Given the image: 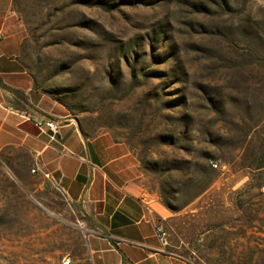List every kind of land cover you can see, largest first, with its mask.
Instances as JSON below:
<instances>
[{
    "label": "rangeland",
    "instance_id": "obj_1",
    "mask_svg": "<svg viewBox=\"0 0 264 264\" xmlns=\"http://www.w3.org/2000/svg\"><path fill=\"white\" fill-rule=\"evenodd\" d=\"M15 6L35 89L130 153L171 249L264 264V0ZM35 166L0 149V264H87L80 212Z\"/></svg>",
    "mask_w": 264,
    "mask_h": 264
},
{
    "label": "crops",
    "instance_id": "obj_2",
    "mask_svg": "<svg viewBox=\"0 0 264 264\" xmlns=\"http://www.w3.org/2000/svg\"><path fill=\"white\" fill-rule=\"evenodd\" d=\"M23 41L15 0H0V149L24 146L37 170L80 212L86 263L195 264L159 245L158 211L135 181L130 153L103 137H84L65 109L35 89L21 59Z\"/></svg>",
    "mask_w": 264,
    "mask_h": 264
},
{
    "label": "built area",
    "instance_id": "obj_3",
    "mask_svg": "<svg viewBox=\"0 0 264 264\" xmlns=\"http://www.w3.org/2000/svg\"><path fill=\"white\" fill-rule=\"evenodd\" d=\"M46 126L51 129L52 131L56 132L57 131V125L54 121L52 120H47L46 121ZM38 125H41V122L38 123ZM210 164L212 167L217 168L218 164L215 161H210ZM36 169H39V165H36L32 171H35ZM81 229L85 231V229L83 228V226L81 225ZM155 235L156 238L158 239L159 245L161 247H166L168 246V233L166 230H164L161 226L156 227L155 229ZM71 260L70 257L68 255L64 256L62 259L61 264H70Z\"/></svg>",
    "mask_w": 264,
    "mask_h": 264
},
{
    "label": "trees",
    "instance_id": "obj_4",
    "mask_svg": "<svg viewBox=\"0 0 264 264\" xmlns=\"http://www.w3.org/2000/svg\"><path fill=\"white\" fill-rule=\"evenodd\" d=\"M25 67H26V66H25ZM33 80H34V79H33ZM77 124H78V128H79L81 134H82L84 137L87 138V135H86L85 129L83 128L82 124H81L80 122H77ZM257 168H259V169H264V150L262 151V154H261V161H260V163H259V165H258ZM209 173H211V175L214 174V169L212 168L211 164H210V167H209ZM212 181H213V177H212V179H211V182H212ZM211 182H210V184H211ZM210 184H209V185H210ZM262 186H264V185H261L260 187H262Z\"/></svg>",
    "mask_w": 264,
    "mask_h": 264
}]
</instances>
